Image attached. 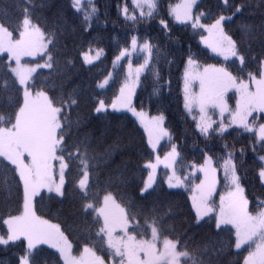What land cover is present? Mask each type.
Wrapping results in <instances>:
<instances>
[{"label":"snow or ice","instance_id":"1","mask_svg":"<svg viewBox=\"0 0 264 264\" xmlns=\"http://www.w3.org/2000/svg\"><path fill=\"white\" fill-rule=\"evenodd\" d=\"M220 2L223 7L211 22H204L205 12L193 14L197 0H180L168 8V15L177 23L190 24L193 30L202 29L198 32L200 44L225 62L201 65L189 54L182 73L183 107L194 123V134L205 141H221L218 155L205 145L200 153L203 163L193 162L188 175L179 174L177 166L181 153L179 146L172 143L165 116L149 117L133 107L131 98L142 83V75L147 78V72L153 77V94L162 96L164 88L168 86L170 89L171 85V80L165 81L162 70L152 63L155 55L156 64H159L160 52L157 49L153 53L155 46L150 37H145L141 43L138 34L131 35L130 44L119 49L113 67L125 58L128 60L119 95L111 105L104 100L94 105L97 114L108 107L116 112H131L147 134V144L153 152L157 151L163 138H168L170 151L165 153L163 160L156 155L155 163L149 161L144 165L151 171L140 188L141 197L152 188L155 170L161 163L171 173L166 181L169 189H187L186 182L190 177H196L197 172L202 174L203 178L196 177L198 184L193 181L188 197L190 208L186 213L182 209L174 212L173 204L160 201L148 207L129 208L118 203L107 188L103 190L101 202V192H93L92 185L93 171L99 163L93 148V136L90 131L83 130L82 117L73 115L79 100L73 93L65 95L63 85L57 89L53 82L52 91H49L48 84L38 87L35 83L34 74H38L39 69L55 67L57 57L62 54V37L75 36L78 28L91 35L92 20L99 11L93 0H87V4L84 0H70L71 15L53 13L43 23L32 19L34 0H25L14 26L0 21V54H6L7 60L6 64L0 61V68L4 69V87L0 89V167L5 176L0 191L7 193L6 200L11 199L13 192L19 198L22 191V202H19L16 214L0 215V245L8 247L19 242V264H39L36 257L43 251L39 245L55 250L49 254L53 255L54 264H106L103 250L95 248L97 238L106 244L108 256L113 261L120 257L119 264H223L221 257L225 250L229 256H242V261L237 264H264V199L257 202L253 212L240 175L241 169L250 163L264 191V0ZM132 4L131 12L127 4L122 8L118 6L124 22L132 26L150 23L160 10L159 0H132ZM245 11L259 19L253 22L241 19V38L237 40L226 32L224 22L232 21L238 14L243 17ZM159 22L165 33L170 31L168 21L160 18ZM96 39L88 40L87 53L81 42L79 57L84 64H93L104 53L103 48L97 47L95 55H91L92 42ZM241 44L247 46V52L241 51ZM253 44L258 46V53L253 54ZM63 47H68L66 40ZM139 53L144 54L143 63L134 67L133 55ZM22 57H32L36 62L21 63ZM165 63L171 70L174 60L165 54ZM67 64L75 66L76 58L69 57ZM111 77L110 72L97 87L103 88ZM197 83L199 92L194 87ZM229 92L234 94L235 107L229 103ZM229 137L234 140L231 145L227 143ZM236 137L248 141L239 149V155ZM249 147L253 153L251 157L247 155ZM73 170L75 175L70 181ZM221 171L228 191L220 195L217 211L212 206V197ZM69 184L79 197L83 215L81 230L89 234L78 255L73 252L71 237L61 226L42 219L34 210L37 196L44 199L46 191L50 200L63 199ZM177 220L187 225L182 233L175 228ZM212 221L216 230L212 235L218 237L227 231V243L196 242L191 230L207 224L211 231ZM97 227L93 237L91 231ZM118 230L122 235H116ZM245 250L247 255H243Z\"/></svg>","mask_w":264,"mask_h":264},{"label":"trees","instance_id":"2","mask_svg":"<svg viewBox=\"0 0 264 264\" xmlns=\"http://www.w3.org/2000/svg\"><path fill=\"white\" fill-rule=\"evenodd\" d=\"M176 1L159 0L160 10L155 19L150 23L144 22L138 26H132L130 23L124 22L123 16L118 11V6L122 8L127 4L131 12L133 10L131 0H93L99 11L93 17L91 35L89 36V33L82 32L78 28L75 36L62 37L60 41L62 54L57 57L55 67L53 69H39L38 74L34 75L38 87L48 84V90L52 91L51 85L54 82L57 89L63 85L65 95L73 93L79 100L73 115L82 117L83 130L90 131L93 136V148L99 163L93 171L92 185L93 192H101V202L103 190L107 188L116 196L118 203H122L129 208L148 207L152 203L160 201L173 204L174 212H179L182 209L186 213L191 203L188 200L189 196L186 188L169 189L166 186L164 170L159 171L152 188L145 193L144 197H141L140 188L143 187L147 175V169L144 165L152 159V152L148 147L143 129L127 113L104 111L97 114L94 111V105H97L100 100H104L106 104L113 100L126 78L127 58L122 60L115 68L112 62L114 57L119 54V49L126 43L130 44L131 35L138 34L141 43L145 37L151 38V42L155 46L153 48L155 49L154 52L159 49L162 57L158 65L156 61H152V63L162 70L165 81L171 80L170 89L166 86L163 95L158 96L153 94L154 81L151 72L146 73V79L142 75V83L136 89L133 105L136 109L143 110L150 115L163 114L165 116V126L172 133V143L179 146L181 153L177 172L188 175L191 163H203L200 153L205 145L213 153L219 154L221 141L218 139L205 141L203 138L198 139V134H194V123L183 107L182 73L189 54L193 55L202 65L216 63L217 61L220 63L225 62L200 44L198 30H193L190 24L176 23L168 15L169 5L174 4ZM84 3L87 4V0ZM236 3H239V0H236ZM41 4L44 7H40ZM34 5L32 7L34 22L43 23L53 13L58 12L71 15L70 0H34ZM24 6L25 0H0V21L10 22L14 26ZM222 7L220 0H198L195 12L198 14L205 12L207 15L204 17V22H211L213 17L219 14V9ZM225 14L230 13L226 12ZM136 15L139 16L137 12ZM160 18L168 21L169 32L165 33L163 30L159 22ZM241 19L244 22H253L258 21L259 17L248 15V12L245 11L243 17L238 14L232 21L224 22L226 32L237 40L241 38L239 28ZM92 37L97 39L92 42L93 51L91 53H95L97 47L103 48L104 53L98 61L87 65L79 57V48L83 41V51L87 53L89 51L88 40ZM65 40L68 44L66 49L63 47ZM240 47L241 51L247 52L245 44H241ZM253 49V54L259 52L256 44H253ZM165 54H167L168 59L174 60L171 70L165 63ZM69 57L76 58L75 66L67 64ZM37 59H40V57ZM132 59L133 66L143 63L142 53L134 54ZM0 61L6 64V55H1ZM42 61L40 59V62ZM228 63L230 64L231 61ZM3 71L4 69L0 68V89L4 87ZM110 72L112 77L108 84L103 88L97 87L100 81L108 77ZM236 140L239 141L235 144L237 155H239V149L248 144V141L241 140L239 137H236ZM227 143L229 145L234 143L233 138L229 137ZM169 148L170 144L167 138L161 143L159 152L163 154ZM247 155L248 157L253 155L250 147ZM74 175L75 170L69 176L70 181ZM219 175L221 174L219 173ZM240 175L250 201L249 207L255 212L257 202L264 199V191L261 190L258 177H256L250 163L241 169ZM4 180L3 169L0 167V187L3 186ZM48 195L44 192V199L39 196L34 199V210L37 216L60 225L65 234L71 237L73 252L79 253L89 235L81 230L83 215L80 210L79 197L74 194L71 184H69L68 192L63 199L56 197L50 200ZM6 196L7 193L0 191V215L16 214L17 208L20 206L19 202H22V191L19 198L14 192L11 199L6 200ZM205 220H208V217H205ZM134 223L135 221H133ZM186 227V224L177 220L175 228L178 233H182ZM4 231L6 232V229ZM96 231H98V227L92 229L91 235L93 237H95ZM191 231L195 234L196 242L200 244H212L213 241L227 243L229 236L227 231L220 233L218 237L213 236L212 233L216 231L214 221H212L211 231H209L207 224L201 229H192ZM94 243L97 250H103V255L108 262L110 256H108L106 244H102L98 238ZM38 248L43 249L36 257L39 264H54L53 255H49L54 251L44 246H38ZM246 254L247 251L245 250L243 255ZM20 255L19 242L8 247L0 245V264H19ZM55 257L58 258V254H55ZM221 259L223 264H237V261H242V256H229L227 250H225Z\"/></svg>","mask_w":264,"mask_h":264},{"label":"rangeland","instance_id":"3","mask_svg":"<svg viewBox=\"0 0 264 264\" xmlns=\"http://www.w3.org/2000/svg\"><path fill=\"white\" fill-rule=\"evenodd\" d=\"M84 1H86V0H84ZM131 2H132V0H131ZM197 2H198V0H197ZM177 3H180V0H177L174 4H172V5H175V4H177ZM137 13H138V15H139V12L137 11ZM193 14L194 15H198V13L197 12H195V6H194V8H193ZM174 20V19H173ZM175 21V20H174ZM176 22V21H175ZM177 23V22H176ZM180 24V23H179ZM203 30L202 29H200V30H198V32H202ZM204 35H207V33H204ZM199 40H200V35H199ZM155 51V49H153V53H156V52H154ZM1 55H6V54H0V56ZM91 55L92 56H94L95 55V53H91ZM142 55H143V57H144V54L142 53ZM37 58H39V57H37ZM36 58V59H37ZM162 57L160 56V59H161ZM96 61H98V60H95L93 63H95ZM152 61H156V56L154 55L153 56V60ZM43 62V61H42ZM41 62V63H42ZM21 63H24V64H35V59H33L32 57H22L21 58ZM88 65V64H87ZM153 65H155V64H153ZM202 65V64H201ZM204 65V64H203ZM135 67V66H134ZM156 67V66H155ZM126 73H127V70H126ZM35 75V74H34ZM106 78V77H105ZM104 78V79H105ZM104 79L102 80V81H104ZM102 81H100V82H102ZM105 87V86H104ZM182 87H183V84H182ZM195 91L196 92H199V84L197 83V84H195ZM101 88V87H100ZM138 88V87H137ZM136 88V89H137ZM183 94V93H182ZM117 95H119V91H118V93H117ZM116 95V96H117ZM135 95V94H134ZM134 95L132 96V105H133V100H134ZM115 96V97H116ZM228 96L229 97H231V99L229 100V103L231 104V106L232 107H235V99H234V94L232 93V92H229L228 93ZM115 97L113 98V100L115 99ZM112 100V101H113ZM112 101L109 103V104H107V105H111V103H112ZM99 103V102H98ZM133 107H134V105H133ZM137 111H143V110H138V109H136ZM106 111H111V112H116V111H113L112 109H111V107H108L107 109H106ZM121 112H124V113H127V114H129L136 122H137V120H136V118L131 114V112H128V111H126V110H121V111H119V112H116V113H121ZM145 112V111H144ZM146 113V112H145ZM147 115L149 116V117H152V116H157V115H150V114H148L147 113ZM217 119H219V117L217 116ZM138 123V122H137ZM138 125L140 126V124L138 123ZM141 127V126H140ZM142 128V127H141ZM143 129V128H142ZM143 131H144V129H143ZM145 133V132H144ZM145 135H146V139H147V134L145 133ZM167 139V137H165V138H163L161 141H160V144L157 146V151L156 152H153L152 151V149L149 147V149H150V151L152 152V159L150 160L152 163H155L156 161H155V158H156V155H159L160 156V158H161V160H163V157H164V155H165V153L167 152V151H170V148L166 151V152H164L163 154H161L160 152H159V148H160V145H161V143L164 141V140H166ZM149 162V161H148ZM147 162V163H148ZM147 169V168H146ZM160 170H164L165 171V175H164V182H165V184H166V186L168 187V185H167V183H166V181H167V178H168V175H170L171 173H170V170L169 169H167V168H165L164 167V165H163V163H161V164H159L158 166H157V168H156V170H155V180H154V182H153V185H154V183H155V181H156V179H157V176H158V174H159V171ZM151 170L150 169H147V175H146V178H145V181L148 179V174H149V172H150ZM220 174L221 175H219L218 174V178H219V183L217 184V190H216V192L213 194V197H212V206L218 211V209H219V204H220V195H222V194H225L227 191H228V187L226 186V183L223 181V172L221 171L220 172ZM196 177H199V178H203L202 177V174H200V173H198L197 172V174H196ZM196 177H190V179H189V181H187L186 183H187V185H188V187H187V190H188V196L189 195H191V189H192V187L194 186L193 185V181L195 182V183H199V179L198 180H196L197 178ZM58 165H57V176H56V179L58 180ZM144 181V182H145ZM152 185V186H153ZM220 187V188H219ZM185 189L184 187H181V188H173V189ZM151 189V188H150ZM149 189V190H150ZM148 190V191H149ZM45 193H47L46 191H44ZM210 215H212V214H210ZM42 219H44V218H42ZM50 222V221H49ZM50 223H53V222H50ZM53 224H56V223H53ZM101 224H102V220H101ZM116 235H122V233H120L119 232V230L117 231V233H116ZM39 246H44V247H47L48 248V246L47 245H39ZM160 246L162 247V241L160 242ZM246 247V246H245ZM49 249H51V248H49ZM51 250H53V251H55L54 249H51ZM82 251V250H81ZM74 254H79V253H74ZM247 255V254H246ZM119 260H120V257H115V261H113V258L112 257H110V260L107 262L106 261V264H119Z\"/></svg>","mask_w":264,"mask_h":264}]
</instances>
